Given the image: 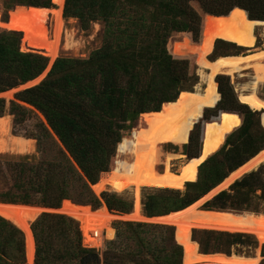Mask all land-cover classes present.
Segmentation results:
<instances>
[{
	"label": "trees",
	"instance_id": "1",
	"mask_svg": "<svg viewBox=\"0 0 264 264\" xmlns=\"http://www.w3.org/2000/svg\"><path fill=\"white\" fill-rule=\"evenodd\" d=\"M3 1L6 10L22 6L34 7L31 11L37 12L52 7V0ZM192 2L198 4L201 15L192 8ZM12 11L8 19L1 20L0 15V28L6 29L7 20V29L12 30H0V94L37 79L48 68L42 23L47 14L41 13L36 23L16 28L12 25ZM63 16L78 19L82 29L103 22V45L86 60L57 59L44 81L16 94L18 102L44 116L63 149L56 147L51 160L14 165L13 189L0 194V203L31 205L37 196V204L46 208L57 209L63 201L71 200L96 210L102 200L109 211L129 214L132 202L105 193L98 198L91 190L100 174L109 171L123 133L140 115L141 121L149 122L163 118L167 109L178 107L179 94L193 92L199 81L190 61L180 57L194 58L196 62L208 40L218 33L244 41L250 22H264V0H65ZM201 17L200 44L186 37L168 51V41L174 33L190 34L192 41L198 42ZM21 39L31 52L21 49ZM215 81L220 99L207 112L214 116L220 111L236 113L242 117V125L200 165L197 180L186 183L183 194L179 190L167 191L141 200L147 218L191 206L264 149V113L243 105L228 77L217 76ZM5 106V100L0 99V138L4 123L10 133L9 118L2 117ZM9 112L24 118L30 110L14 101ZM221 115L209 122L219 121ZM40 128V141L55 146L47 128ZM193 141L191 135L184 148L188 150ZM202 141L203 136L201 144ZM188 154L191 159L197 157ZM205 206L208 211L264 213V166L236 181ZM37 216L35 213L32 221ZM71 218L42 214L32 223L35 264H198L219 257L205 256L209 254L230 256L245 249L250 256L258 245L252 236L244 234L191 231L176 226L175 233L174 227L126 224L122 244L127 259L106 254L101 259L98 251L82 246L78 223ZM261 251L264 258L263 245ZM26 260L24 231L13 219L0 214V264H26Z\"/></svg>",
	"mask_w": 264,
	"mask_h": 264
},
{
	"label": "rangeland",
	"instance_id": "2",
	"mask_svg": "<svg viewBox=\"0 0 264 264\" xmlns=\"http://www.w3.org/2000/svg\"><path fill=\"white\" fill-rule=\"evenodd\" d=\"M3 4H4V1L0 0V15H1L2 20L8 19L9 12L13 10L12 15H11L12 25L16 28L20 27L23 23H30V22L36 23L40 21L39 15L41 13L44 12L45 14H47L46 20H42V23L45 25L44 39H47L48 37H50L48 36V31H50V28L52 25V19H53L52 14H54V12L57 11L58 9L56 5L52 3L51 8L47 10H40V11L34 12V11H31V8L27 9V8L14 7L11 10H6ZM64 4H65V0H63L60 15L63 21L65 37L64 36L61 37L59 56L52 61H49L50 59H48L49 66L48 68H46L47 71L45 70L46 72L42 76L44 77L42 81L45 80V78L47 77V75L49 74L52 68V65L57 59L65 58V59H73V60H86L90 57V55L94 51L98 50L103 45V42H104L105 25L103 22H100V21L94 22L90 24L88 29H82L78 19L65 18L63 16ZM191 6L194 10L200 13V15L203 13L200 10L196 2H192ZM202 19L203 18L201 17V28H200V36H199L198 42L196 43L193 42L190 34L174 33L172 34L171 38L168 41V45H167L168 51H170V48L173 45L183 42V40L186 37H188L189 40L193 44L195 45L200 44L201 37H202ZM7 23L8 22H6V29L0 28V30L12 31V30L7 29ZM14 32H17V31H14ZM19 33L21 34V37L23 38L22 33L21 32ZM254 38H255L254 45L256 47L254 46V48H251V49H248V48H250L253 44L248 41L247 36L244 41L238 39L239 43H235V42L222 39V38H215L211 53L207 57V59L208 61L209 60L214 61L218 57H224V56H237V55L247 56L255 52H260L264 50V25H257L254 27ZM218 40L223 41L224 43L219 42ZM229 43L234 44L236 46H232ZM22 47L25 48L24 43L22 42V39H21V48ZM34 53L44 56L43 54L39 52H34ZM180 58H185L190 61L192 68L194 69L196 75L199 78L198 84L195 86L193 92L202 94L205 89V80L203 77H205L208 74V71L200 68L196 64L194 58L184 57V56ZM217 76H226L229 78L230 84L238 100H239L240 95L249 94L251 91H254L259 98L264 100V82H257L255 80L254 70L252 68H248V67L243 68V70L233 74L232 76L226 75V74H219ZM216 77H214L215 95H214L213 103L211 105H197L194 108L193 120H192L193 128L190 131L188 141L185 144V145L188 144L189 138L192 135L194 138V141L192 142L190 148L187 150L184 148L185 145L176 146L170 143L162 144L160 146L162 157L160 159V164L157 166L158 172L161 173L164 170V162L168 159L167 157L170 155H171V159L170 158L168 159L170 160L169 171L174 174L179 173L182 166L191 159L188 153L192 155L195 154L198 157L200 150H202L200 159H201V162L204 161L206 158H209L212 155H214L216 152H218L223 147L226 138L242 125V117H240L236 113H231V112H224V113L222 112L221 113L222 115L219 121L209 122V121L217 120L219 118V112L215 116L212 113L207 112L208 110L215 108L220 99V96L217 91V84L215 81ZM193 92H190V93H193ZM9 93L0 94V99L5 100L6 102L5 112L2 114V117L9 118L10 133H11V134L9 133V131L7 130V125L4 123L2 125V132H1V138H0V194L5 193L7 191H11L13 189L14 165L25 163L27 161H30L32 164L35 165L37 164V162L41 160H51L55 154L56 147L57 149L58 148L63 149L58 139L54 136V134L51 132L50 128L48 127L44 116L40 112H38L36 109L18 102L15 99L16 94L14 95V98H13V96H11ZM178 99H179L180 105L176 108L167 109L164 114V117L161 119H155L149 122H145V121H141V115H140L138 120L134 123L133 127L130 130L123 133L122 140L129 139L131 137L132 131L135 129L155 131L157 127L162 124H168V125H172L176 127L180 126L182 123V118H183L184 102L180 100V94L178 96ZM14 101L16 103L23 105L27 109H29L30 113L24 118H21L20 116H16L10 113L9 112L10 103ZM206 116L207 117L211 116V117L206 118ZM240 121H241V124H240ZM261 124H262V127L264 128V115L261 116ZM41 125H44V127L47 128V130L51 133L52 138H53L52 143L54 142L55 146L51 147L48 142L45 143L44 141L42 142L40 141L39 137H40V132H41L40 131ZM231 129L233 130L230 133H228ZM203 130H204V133H203ZM202 136H203V141L201 144ZM201 145H202V148H201ZM117 148H116L115 156H113V158L111 159L109 171L114 166V163L116 160H122L126 162H129L131 160V156L119 154ZM211 153L213 154L209 156ZM261 166H264V163L260 164L258 169ZM100 177H101V174L99 176L98 181L100 180ZM229 188L225 191H228ZM185 190L186 188L184 186L182 187V189L179 190V192L183 194ZM167 191H178V190L176 189H156V188L144 187L139 191V193L137 194L135 198H134V194L132 190H126L122 194H119V195L112 193V191L109 190L108 188H106V190H104L103 192H98L97 194H95L94 191L92 190V192L98 198L100 197L101 194L105 193L108 195H115L119 198H122L123 200L130 201L133 204V210L139 204H141V200L143 201L146 200L147 196L159 194L162 192L165 193ZM218 194L219 193H216L215 191L208 198H205V200H203L200 204H198L197 207H195V209H193L191 212L186 214V216L184 217V221H183L184 224L181 226H176V227L193 229L191 231H194V230L216 231V232H228V233H233V234L249 235V236H252L257 241L258 245L255 250H252V255L250 256H247L245 254V251H246L245 249L240 254H232L230 256H227L224 254H209V255H217L220 257L226 256V257H230V259L221 260L219 257H214L210 260H205L198 264H262L264 263V258L261 253L262 252L261 247L262 245L264 246V232L260 230V221H264V213L263 212L254 213L252 211H233L229 209L227 210L211 209L210 211H208L205 205L207 203L210 204L215 198V196H217ZM257 194H259V192ZM68 201L75 205L88 206L92 210V212L95 214L109 212L113 216V219H114L113 222L111 223V227L114 231L113 237L111 239L104 240L102 247L94 248V247L88 246L84 242V239H83L84 236H83L80 217L76 215L64 214L62 210H60L62 204L57 209L46 208V207H43L37 204L38 197L35 196L33 197V204L31 205H22V204H15V205L32 207L33 212L38 215L33 221H32V218L29 219L28 226L32 233V236H33V232L31 229L32 223L35 222L37 218L42 214L63 215L69 218L71 217L77 218L78 221H76V219H73V218L71 219L75 220L78 223V226L81 232V237H82V246L85 248L95 249L96 251H98L101 259L104 258L105 254L111 258L119 257L122 259H127V256H126L127 251H125V248H124L125 245L122 244V241H123L122 236L127 235L126 229L124 227L126 224H146V225H153V226H167V227L175 228V226L165 224L162 222L146 220L147 217L145 216L142 207H141L140 213L143 218L135 221L134 219L129 218V215L131 214L133 210L129 214H125V215L120 214L115 211H109L102 200H101V206L96 210H93L90 205H81V204H76L71 200H68ZM10 205H13V204H10ZM100 208L101 210H99ZM97 210H99V212H94ZM155 234H157V232H155ZM33 241H34V254H33V262L31 264H35L36 243H35L34 236H33ZM25 248H26V245H25ZM198 253L203 255L200 252L199 248H198ZM232 256L235 258H231ZM26 264H27V260H26Z\"/></svg>",
	"mask_w": 264,
	"mask_h": 264
},
{
	"label": "bare ground",
	"instance_id": "3",
	"mask_svg": "<svg viewBox=\"0 0 264 264\" xmlns=\"http://www.w3.org/2000/svg\"><path fill=\"white\" fill-rule=\"evenodd\" d=\"M52 3L56 5L58 9L52 14V25L50 31H48V36L50 37H48L46 41L49 61L59 56L61 37H65L63 21L60 15L63 0H52ZM257 25H259L258 22L253 21L249 23L247 39L253 45L248 49L254 48L255 46L254 27ZM215 38H222L239 43L238 39L221 33L215 34L208 40L207 47L199 53L196 59V64L200 68L208 71V74L203 77L205 80V89L202 94L196 92L180 93V100L184 102L181 125L176 127L162 124L159 125L155 131L131 130V137L129 139H121L122 141L117 145L118 153L131 156V160L129 162L116 160L112 169L103 174L100 180L95 185L91 186L95 194L103 192L106 188L118 195L126 190H132L135 198L144 187L180 190L186 182H194L196 180L197 167L201 163L200 158L187 162L182 166L179 173L174 174L169 171L170 160L168 159H171L170 155L164 162V170L161 173L158 172L157 166L160 164V159L162 157L160 146L166 143L182 146L187 143L190 131L193 128L192 120L194 108L197 105H211L213 103L215 95L214 77L217 75L226 74L232 76L243 70V68L248 67L254 70L255 80L257 82H264V50L247 56H224L218 57L214 61H208L207 57L211 53ZM43 74L29 83L37 81ZM239 100L243 105L245 104L253 110L264 111V100L259 98L254 91L246 95H240ZM262 163H264V150L249 160L239 171L251 168L252 166H258ZM227 181L228 180L222 182L218 187L203 196L201 200L199 199L198 202H195L184 210L173 212L165 216L147 218L146 220L162 222L172 226H181L184 224V217L187 213L195 209L198 204L205 200V198H208ZM141 207V204H139L134 210L132 209L133 211L129 215V218L135 221L142 219L143 217L140 213ZM60 210L66 215H76L80 217L84 236L83 239L88 246L94 248L102 247L104 240L111 239L114 235V231L111 227V223L114 219L109 212L95 214L88 206H77L67 200L63 201ZM0 214L13 219L24 231L27 242V264H31L33 262L34 241L28 224L29 219L35 214L33 208L22 205L0 204ZM260 230L264 232V221H260Z\"/></svg>",
	"mask_w": 264,
	"mask_h": 264
},
{
	"label": "water",
	"instance_id": "4",
	"mask_svg": "<svg viewBox=\"0 0 264 264\" xmlns=\"http://www.w3.org/2000/svg\"><path fill=\"white\" fill-rule=\"evenodd\" d=\"M16 8H34V7H22V6H17ZM15 8V9H16ZM36 9H39V8H36ZM43 9H45V8H43ZM238 9V8H237ZM230 14V13H229ZM228 14V15H229ZM215 17V16H214ZM248 18V17H247ZM1 20H2V18H1ZM6 22H7V20H6ZM254 22H258L259 23V25H264V22H262V21H254ZM24 47H25V44H24ZM21 49H24L25 51H27V52H31L30 50H27L26 48H21ZM50 64V63H49ZM44 79V77H41L40 79H38L37 81H35V82H33V83H29V84H25V85H22V86H20V87H18V88H16V89H12V91H10V95L11 96H13V98H14V95L15 94H17V93H19V92H21V91H23V90H25V89H29V88H32V87H35V86H38L41 82H42V80ZM32 82V81H31ZM9 92V91H8ZM13 92V93H12ZM240 101V100H239ZM243 104V103H242ZM249 107V106H248ZM250 108V107H249ZM251 110H253L252 108H250ZM253 111H258V110H253ZM262 111V112H261ZM258 112H261L262 114L264 113V111L263 110H259ZM222 113V111H220L219 112V115ZM201 148H202V146H201ZM201 153H202V150H200V153H199V156L198 157H196V158H193V159H190L188 162H190V161H192V160H197V159H199L200 158V156H201ZM254 158V157H253ZM208 158H206L204 161H202L199 165H198V167H197V174H198V168L200 167V165L201 164H203L206 160H207ZM251 160V159H250ZM247 162H249V161H247ZM246 162V163H247ZM245 163V164H246ZM244 164V165H245ZM244 165H242L241 167H239L238 169H236L234 172H232V173H230L229 174V176L226 178V179H224L222 182H224L225 180H228L223 186H221V187H219L217 190H216V193H221V192H223V191H225V190H227L231 185H233V183H235L236 181H238V180H240L241 178H243L245 175H247V174H249V173H251V172H253V171H256L257 169H258V167L260 166V165H258V166H252L251 168H248V169H245V170H242V171H239V170H241L240 168H242ZM103 174H105V173H102L101 174V176L103 175ZM234 175V176H233ZM196 178H197V176H196ZM196 181V180H195ZM221 182V183H222ZM186 183H189V182H186ZM185 183V184H186ZM220 183V184H221ZM185 184L183 185V187L185 186ZM219 184V185H220ZM218 185V186H219ZM218 186H216V187H218ZM215 187V188H216ZM213 190V189H212ZM68 201V200H67ZM197 202V201H196ZM3 204V203H2ZM175 233H176V228H175ZM205 256H217V255H205ZM220 257V256H219ZM221 258H223V259H225V260H227V259H230V257H226V256H223V257H221ZM231 258H235V257H231Z\"/></svg>",
	"mask_w": 264,
	"mask_h": 264
}]
</instances>
